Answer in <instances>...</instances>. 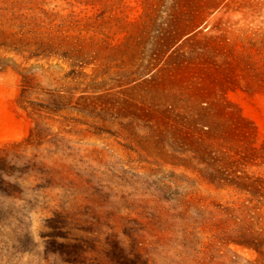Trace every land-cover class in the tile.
<instances>
[{
    "label": "rangeland",
    "instance_id": "obj_1",
    "mask_svg": "<svg viewBox=\"0 0 264 264\" xmlns=\"http://www.w3.org/2000/svg\"><path fill=\"white\" fill-rule=\"evenodd\" d=\"M0 157V264H264V0H0Z\"/></svg>",
    "mask_w": 264,
    "mask_h": 264
},
{
    "label": "trees",
    "instance_id": "obj_2",
    "mask_svg": "<svg viewBox=\"0 0 264 264\" xmlns=\"http://www.w3.org/2000/svg\"><path fill=\"white\" fill-rule=\"evenodd\" d=\"M8 166L4 163L3 159L0 157V194L7 197V198H16L15 193L12 190H9L8 188H6V186L9 184V182L7 180H5L4 176H9V172H8ZM2 204L0 203V216L2 215ZM256 251L262 253V246H257L254 245Z\"/></svg>",
    "mask_w": 264,
    "mask_h": 264
}]
</instances>
